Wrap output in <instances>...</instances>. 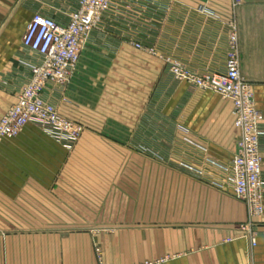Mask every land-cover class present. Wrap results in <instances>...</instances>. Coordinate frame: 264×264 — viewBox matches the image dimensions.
Here are the masks:
<instances>
[{"label":"crops","instance_id":"0c3cea01","mask_svg":"<svg viewBox=\"0 0 264 264\" xmlns=\"http://www.w3.org/2000/svg\"><path fill=\"white\" fill-rule=\"evenodd\" d=\"M44 1L49 8L39 6V1L0 0V119L16 102V93L36 62L22 48L32 15L39 12L66 23L78 2ZM127 1L136 4V14L146 7L153 11L152 5L159 11L155 19L159 31L143 40L145 46L156 48L158 56L128 45L120 36L121 27L94 31L69 84L48 85L43 98L61 105V112L82 126L78 143H159L161 163L166 164L172 134L177 148L185 149L193 125L199 153L229 163L240 137L231 102L174 80L165 60H175L198 75L223 74L229 36L240 20L241 73L252 86L261 113L264 188V40L260 39L264 35L262 28L249 23L264 20V12H237L238 6L264 5V0ZM125 82L129 94L124 97ZM138 84H144L141 105ZM72 159L33 124L0 143V264H100L96 248L102 264H111L109 260L121 258V244L128 245L129 253L134 251V256L129 254L134 261L245 264L252 259L264 264V215L259 219L257 247L251 250L236 229L249 220L247 205L232 191L193 178L182 189V195L189 197L186 210L194 213L190 224L183 229L138 224L136 205L120 208L115 197L124 194L104 186V173L88 175L101 181L94 187H74L72 172L66 168ZM133 177L129 174L130 180ZM152 208L146 205L141 210L147 213ZM202 211L209 213V224L199 222L196 213Z\"/></svg>","mask_w":264,"mask_h":264},{"label":"built area","instance_id":"2783aa9c","mask_svg":"<svg viewBox=\"0 0 264 264\" xmlns=\"http://www.w3.org/2000/svg\"><path fill=\"white\" fill-rule=\"evenodd\" d=\"M136 4L127 0H78L77 8L61 23L55 16L34 13L22 38L25 55L35 58L31 76L16 93V102L0 119V143L18 136L28 124L45 131L54 141L71 149L83 128L61 112V105L43 98L48 85L66 87L80 61L81 54L94 31L121 27L120 36L136 50L158 56L154 46L143 44L159 31L155 21L159 11L145 8L134 12ZM169 7H165V11ZM174 80L216 94L232 104L235 126L240 131L234 158L226 165L230 188L244 201L251 215H262L264 188L262 181L261 115L255 105L252 86L241 73L239 43L234 28L229 36L225 72L221 75H198L181 63L166 59ZM257 234L251 243L257 244Z\"/></svg>","mask_w":264,"mask_h":264},{"label":"rangeland","instance_id":"374dc122","mask_svg":"<svg viewBox=\"0 0 264 264\" xmlns=\"http://www.w3.org/2000/svg\"><path fill=\"white\" fill-rule=\"evenodd\" d=\"M24 1H35L36 3L39 1V6H44V8L50 7L44 0ZM237 8V12L240 14L253 11L264 12V5H243ZM249 23L253 24L254 27L262 28L260 33L264 35V20L254 19L250 20ZM233 25L237 33L240 55L242 32L240 30V20H236ZM261 38L264 40V36H260ZM143 85L138 84V92L136 93L138 105L143 104L145 101V99L141 100L144 97L143 94H145L141 90ZM122 88L121 96L124 94L128 96L129 84L126 82L122 83ZM198 90L202 94H207V96L213 98L210 93H207L208 91ZM193 128L195 127L191 125L192 130ZM191 129L190 133L186 134L185 137V149L177 148L176 137H174L176 135L172 134L173 137L167 146L169 159L166 164L164 162L161 163L160 147L157 146L159 143H154L153 145L150 143H78L81 138L80 136L78 142L71 149H67L60 143L55 142L64 148L67 156L73 158L71 164H68L66 168L72 172L74 187H82L84 185L85 187L86 185L94 187L101 181L97 178H88V175L94 173L93 176L95 177L98 174L104 173L106 175L103 181L104 186L106 188H115L118 191L121 190V193L124 194L115 197L120 208L126 207L128 209L129 205H136L138 209L135 211L137 215L136 223L145 224V222H149L148 224H153L154 226L163 224L162 226L166 225L175 227L174 229L176 227L183 229L182 227L187 226V223L190 224L194 217V213L191 210H186L185 207V204L189 202V197L182 195V189L189 187L188 180L194 178L193 180L205 183L206 185L210 184L214 188L232 191L225 172L228 163L217 162L216 159L207 155L206 152L200 154L198 143L194 142V134L191 132ZM41 131L52 139L45 131ZM13 138L15 137L10 139ZM167 172V176H161V173ZM129 174L135 175V180L134 177L130 180ZM146 205L153 207L152 212L146 213L144 210H141ZM131 213L133 214L134 212ZM196 215L200 216L199 222L201 224H209L208 212H197ZM263 215L264 209L262 215L254 217L248 210V222L236 225V229L241 231L248 240L251 250L257 247L258 241L256 246H253L251 240L254 234H257L258 240L259 219ZM121 251V258L109 260L111 264H162L167 261V259L156 262L131 260L129 254L134 256V251L133 253H129L127 244H121ZM95 252L98 262L102 264L100 249L96 248ZM245 264L256 263L251 259Z\"/></svg>","mask_w":264,"mask_h":264}]
</instances>
